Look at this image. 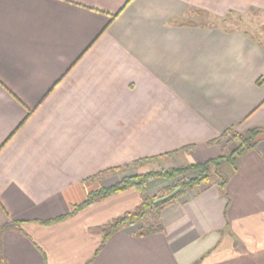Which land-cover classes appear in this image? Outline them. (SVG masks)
I'll use <instances>...</instances> for the list:
<instances>
[{"label":"crops","instance_id":"obj_1","mask_svg":"<svg viewBox=\"0 0 264 264\" xmlns=\"http://www.w3.org/2000/svg\"><path fill=\"white\" fill-rule=\"evenodd\" d=\"M258 17L264 0H0V264H264V141L223 165V188L166 207L159 233L91 231L136 189L44 224L148 173L140 159H217L236 148L215 142L226 130L264 127ZM158 180L150 195L172 186Z\"/></svg>","mask_w":264,"mask_h":264},{"label":"trees","instance_id":"obj_2","mask_svg":"<svg viewBox=\"0 0 264 264\" xmlns=\"http://www.w3.org/2000/svg\"><path fill=\"white\" fill-rule=\"evenodd\" d=\"M117 15L112 16L113 20ZM226 141L228 143H236V148L217 159L200 162L196 164H191L187 166H182L178 168L162 169L159 172H148L145 174H137L133 176H128L122 178L119 182L109 187H102L97 191L90 193L87 196V199L80 205L75 206L74 211L65 216H61L54 220L45 222V225H51L53 223L60 222L71 215L80 212L86 207H89L97 202L103 201L113 195L125 192L130 189H136L139 191L142 202L134 210L129 211L122 216L115 218L111 222L96 228H92V232L102 235L104 245L108 239L121 230L124 227H130L139 225L143 222L148 223L147 228L141 230L138 235H153L163 231V226L159 220L161 212L168 206L175 203V201L186 193L189 189H200L202 186H210L213 183V180L219 179L220 186L223 188L226 185V178L221 174L223 165H235L239 157H241L246 152L255 149L257 145L264 141V127L249 129L244 133L238 132L235 128H229L226 130L218 139L215 140L216 143H221ZM185 150H191L193 147L184 148ZM174 155V154H171ZM162 156L150 157L140 159L134 162L132 165L136 169L143 167H148L153 164L158 163L159 159ZM157 178H166L169 180H175L169 188V193H172L175 189L181 188V192L173 197L172 199L155 204L154 202L166 196L164 195H149L147 191V185L149 182ZM151 212L155 213L156 221L151 224L147 222L148 217L151 215ZM11 229L18 230L20 224L13 223L8 226Z\"/></svg>","mask_w":264,"mask_h":264},{"label":"rangeland","instance_id":"obj_3","mask_svg":"<svg viewBox=\"0 0 264 264\" xmlns=\"http://www.w3.org/2000/svg\"><path fill=\"white\" fill-rule=\"evenodd\" d=\"M249 24H252V26H250V30L252 31L253 30V32H255L254 33V35H255V37H257L258 39H260V41L262 42V43H264V17H258V19H254V20H249ZM227 26H232V27H235V26H239V23L238 22H231V23H227ZM255 28V29H254ZM226 154H228V151H227V153ZM157 164V163H156ZM156 164H153V165H151V166H148V168L145 170V172L146 171H149V172H159L160 170H162V169H160L161 167H158ZM187 166V165H186ZM135 175H137V174H135ZM158 179H160V180H165L164 182L166 183V184H168L169 186L170 185H173V184H175V180H169V179H166V178H157V179H155V180H158ZM159 181V180H158ZM171 187V186H170ZM156 191V190H155ZM152 192V194H151V196L152 195H157V196H160V195H164V194H166V196L167 195H169L170 193L168 192L169 191V188H163L162 190H161V192L159 191V192ZM150 195V194H149ZM183 196V195H182ZM182 196H180L177 200H179ZM176 200V201H177ZM175 201V202H176ZM154 214V215H153ZM153 214H151L149 217H148V219H147V222L149 221L151 224H153L155 221H156V215H155V213H153Z\"/></svg>","mask_w":264,"mask_h":264},{"label":"water","instance_id":"obj_4","mask_svg":"<svg viewBox=\"0 0 264 264\" xmlns=\"http://www.w3.org/2000/svg\"><path fill=\"white\" fill-rule=\"evenodd\" d=\"M180 192H181V188H177L172 193H170L169 195L157 199L154 203L157 205V204L166 202V201L172 199L173 197H175L176 195H178Z\"/></svg>","mask_w":264,"mask_h":264}]
</instances>
